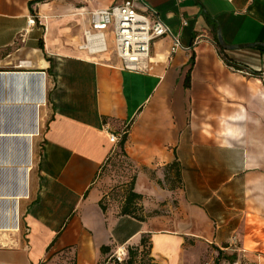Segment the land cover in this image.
Segmentation results:
<instances>
[{"label": "crops", "instance_id": "1", "mask_svg": "<svg viewBox=\"0 0 264 264\" xmlns=\"http://www.w3.org/2000/svg\"><path fill=\"white\" fill-rule=\"evenodd\" d=\"M122 1L0 0V93L12 89L0 107L48 117L21 189L0 150V206L16 204L0 223V264H97L100 246L142 233L159 264H181L186 242L264 264V0H145L187 48L170 54L158 38L135 69L82 47L89 12ZM18 97L30 100L6 103ZM109 133L125 136L143 221L119 214L126 185L117 211L103 202L98 178L120 149ZM163 202L170 215L156 214Z\"/></svg>", "mask_w": 264, "mask_h": 264}, {"label": "rangeland", "instance_id": "2", "mask_svg": "<svg viewBox=\"0 0 264 264\" xmlns=\"http://www.w3.org/2000/svg\"><path fill=\"white\" fill-rule=\"evenodd\" d=\"M111 48H108L107 56H115ZM6 70V69H5ZM5 81V79H4ZM28 78H26V82ZM11 87V86H10ZM8 87V88H10ZM10 91V92H9ZM3 90L0 93V97L2 99L6 97L12 96V89ZM30 100L27 97H18L16 99H8L6 103L9 101L15 100ZM0 131L2 132H31L36 131V135L31 138H27L25 136H8L1 137L0 140V150L2 155H7L4 158L9 161V165L13 166V170L9 174V179H13L14 185L20 184L21 189V179L26 177V181L28 179L27 173L23 174L21 170V165H29L30 166V174L32 168L36 166L37 156H38V146H39V138L41 137V130H43V125H45L48 117H43L44 113L40 110L39 115L35 116V111H31L27 106H11V105H2L0 107ZM40 117V122H39ZM43 117V118H42ZM42 118V119H41ZM38 123H40V129H38ZM42 124V125H41ZM42 128V129H41ZM40 131V132H39ZM29 143H31L30 147V156H29ZM28 155V156H27ZM134 165L127 159L125 154L121 152V150H117L114 159L109 167L102 170L99 175V183L101 184V188L103 190V202L105 204H111L114 206L115 211L118 210L117 205L121 201V196L123 194V189L125 184H130L131 179L134 177L135 171ZM169 179L166 181L167 187L173 186V182L171 180V173L168 174ZM20 177V178H19ZM24 182V179L23 181ZM27 183V182H26ZM26 186V184H25ZM16 187V185H15ZM19 187V185H18ZM108 196V197H107ZM172 207L176 206V200L170 202ZM16 204H10V206H0V223H6L8 220L7 215H9L15 209ZM110 206V207H111ZM139 208V207H138ZM138 211L141 213V209ZM172 209H167L165 206V202L161 204V207L156 210L157 215H170ZM128 227V225H127ZM158 227V226H157ZM6 232V231H4ZM257 235V234H256ZM146 243L143 245H139V238L136 240L133 239L127 244H110V251L107 255H103L99 259V264H106V260L109 258H116V254H120L121 259L119 262L122 264L127 259V246H138L139 253L136 256V264H148V259L153 258L150 255V239L149 234L145 233ZM264 238V237H262ZM252 243V242H251ZM225 245V244H224ZM123 246V247H122ZM217 246L214 244H183V250L181 251V264H214L217 257ZM224 255H220L218 257L219 264H232L226 256H230L231 251H224L219 248ZM122 252H126V256H123ZM154 262H157L153 259ZM114 264V263H109ZM243 264H246L245 262Z\"/></svg>", "mask_w": 264, "mask_h": 264}, {"label": "built area", "instance_id": "3", "mask_svg": "<svg viewBox=\"0 0 264 264\" xmlns=\"http://www.w3.org/2000/svg\"><path fill=\"white\" fill-rule=\"evenodd\" d=\"M90 26L83 32L85 48L89 52L102 53L107 51L109 35L116 57L126 69L138 68L148 57L151 43L161 37L170 38L169 53L173 54L184 46L179 35L160 18L158 11L145 0H123L107 8L89 12ZM35 18L28 20L34 24ZM182 24H187L186 20ZM187 48V47H184ZM233 70L244 72L240 68L228 64ZM249 74L248 72H245ZM122 136V134H121ZM118 136L109 133V141L118 142ZM126 256V252H122ZM116 259H121L116 254ZM237 264V262H232Z\"/></svg>", "mask_w": 264, "mask_h": 264}, {"label": "trees", "instance_id": "4", "mask_svg": "<svg viewBox=\"0 0 264 264\" xmlns=\"http://www.w3.org/2000/svg\"><path fill=\"white\" fill-rule=\"evenodd\" d=\"M225 62L227 64L230 65H234L230 60H228L227 58H225ZM194 58L191 57L188 67L186 69L185 72V78H184V87L188 88L190 86V72L193 66V61ZM124 142H125V136L123 135L119 141H118V145H119V150H121V152H123V147H124ZM124 154V152H123ZM135 172V171H134ZM169 173H171V180L173 182V186H171V189H174L176 187H178L181 184V177H180V169L178 166V163L176 161H173L171 164L167 165L164 167V175H165V179L168 180L169 179ZM135 178V173H134V177L131 179L130 184H125L126 188L124 189V194H125V199L123 201V204L121 206L120 215H126L129 217H132L134 219H137L139 221H143L144 217L143 215L138 211V209L140 210L141 207L139 205H137L138 200L141 199V195L134 192L133 191V180ZM159 183H161V181L159 180ZM104 207V206H103ZM139 207V208H138ZM149 239H150V235H149ZM139 245H144L146 243V236L145 233H142L140 238H139ZM149 248H150V255H151V240H150V244H149ZM100 253H101V257L103 255H107L110 251V245H102L100 246ZM217 257L216 260L214 262V264H219V259L218 257H220V255H224L223 252L217 248ZM139 253V247L138 246H127V259L124 261V263L122 264H136V256ZM152 257V255H151ZM226 258L232 263L235 260V256L233 254H231L230 256H226ZM154 258H149L148 259V264H159L158 262H154L153 260ZM99 262V261H98ZM114 263V264H121L116 258H109V260H106V264L109 263ZM99 264V263H97Z\"/></svg>", "mask_w": 264, "mask_h": 264}, {"label": "bare ground", "instance_id": "5", "mask_svg": "<svg viewBox=\"0 0 264 264\" xmlns=\"http://www.w3.org/2000/svg\"><path fill=\"white\" fill-rule=\"evenodd\" d=\"M17 80V79H16ZM17 82L18 83H24L25 84V82H26V77L24 78V77H20V78H18V80H17ZM43 83V82H42ZM42 83H40V89H41V96L40 97H38V99L36 100V102H38L39 104H41L42 103V101H43V88H42ZM22 102L23 101H25V100H21ZM12 102H20L19 100L18 101H9L8 103H12ZM27 102V101H26ZM2 135V134H1ZM34 135H36V131H31V132H25V131H22V132H20V133H10V134H8V136H25V137H27V138H31L32 136H34ZM30 147H31V143H29V156H30ZM28 156V155H27ZM30 165V164H29ZM26 183V182H25ZM123 247V246H122Z\"/></svg>", "mask_w": 264, "mask_h": 264}]
</instances>
